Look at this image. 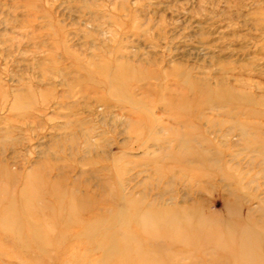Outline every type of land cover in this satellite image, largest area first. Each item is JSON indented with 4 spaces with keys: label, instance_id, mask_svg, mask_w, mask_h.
<instances>
[{
    "label": "rangeland",
    "instance_id": "rangeland-1",
    "mask_svg": "<svg viewBox=\"0 0 264 264\" xmlns=\"http://www.w3.org/2000/svg\"><path fill=\"white\" fill-rule=\"evenodd\" d=\"M0 264H264V0H0Z\"/></svg>",
    "mask_w": 264,
    "mask_h": 264
}]
</instances>
